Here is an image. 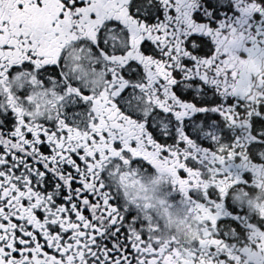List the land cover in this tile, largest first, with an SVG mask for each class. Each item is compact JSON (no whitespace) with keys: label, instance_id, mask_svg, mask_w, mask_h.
Segmentation results:
<instances>
[{"label":"snow or ice","instance_id":"6c2138e0","mask_svg":"<svg viewBox=\"0 0 264 264\" xmlns=\"http://www.w3.org/2000/svg\"><path fill=\"white\" fill-rule=\"evenodd\" d=\"M0 264H264V0H0Z\"/></svg>","mask_w":264,"mask_h":264}]
</instances>
